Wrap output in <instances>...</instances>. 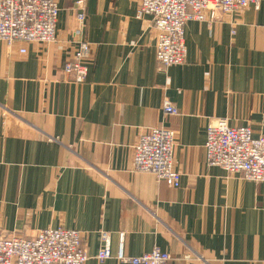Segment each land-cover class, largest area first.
<instances>
[{"label":"crops","instance_id":"crops-1","mask_svg":"<svg viewBox=\"0 0 264 264\" xmlns=\"http://www.w3.org/2000/svg\"><path fill=\"white\" fill-rule=\"evenodd\" d=\"M77 1H59L57 42L0 41V229L78 230L86 264H122L121 234L128 256L264 264V183L209 166L204 147L212 120L264 134V2L188 22L186 63L165 69L140 0H85L80 33ZM82 42L89 75L74 84L64 66ZM168 102L177 115L164 114ZM161 126L176 133L180 188L133 171L140 135ZM101 232L114 256L104 262Z\"/></svg>","mask_w":264,"mask_h":264},{"label":"built area","instance_id":"built-area-1","mask_svg":"<svg viewBox=\"0 0 264 264\" xmlns=\"http://www.w3.org/2000/svg\"><path fill=\"white\" fill-rule=\"evenodd\" d=\"M60 0H0V41L8 46L22 43L57 42ZM264 0H140L137 19H151L156 32V61L160 68L186 63L185 28L188 22H206L207 14H233L250 6L257 8ZM86 2H76L78 33L85 26ZM236 34L234 29L233 35ZM21 54H27L24 47ZM91 46L82 42L64 73L74 84H83L89 75L87 60ZM165 115H177L170 102ZM176 133L163 126L143 132L134 147L133 171L151 174L173 188H180L182 174L175 167ZM205 156L209 166L222 168L243 180L264 183V134L255 137L250 126L232 127L228 120H212L207 127ZM99 262L113 258L111 234L101 232ZM125 236L120 235L119 250L114 257L122 264H170L171 255L157 248L141 256H128ZM191 255L185 256L190 260ZM90 259L84 234L63 228L41 230L34 238L7 235L0 229V264H86Z\"/></svg>","mask_w":264,"mask_h":264}]
</instances>
